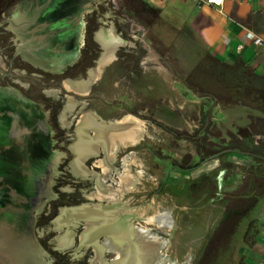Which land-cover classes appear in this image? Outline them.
I'll use <instances>...</instances> for the list:
<instances>
[{
	"label": "flooded vegetation",
	"instance_id": "flooded-vegetation-1",
	"mask_svg": "<svg viewBox=\"0 0 264 264\" xmlns=\"http://www.w3.org/2000/svg\"><path fill=\"white\" fill-rule=\"evenodd\" d=\"M115 2H0V264H96V242L111 264L124 254L127 225L159 235L158 208L142 214L126 200L136 170L122 161L146 135L145 120L89 108L103 83L130 88L139 76L130 61L142 66V33L130 32L127 1ZM85 207L104 215H73ZM109 218L112 231L86 233Z\"/></svg>",
	"mask_w": 264,
	"mask_h": 264
},
{
	"label": "rangeland",
	"instance_id": "rangeland-1",
	"mask_svg": "<svg viewBox=\"0 0 264 264\" xmlns=\"http://www.w3.org/2000/svg\"><path fill=\"white\" fill-rule=\"evenodd\" d=\"M126 1L130 32L142 33L136 41L142 66L134 61L128 66L139 76H130V88L103 83L102 100L89 108L106 119L133 112L145 120L146 135L122 161L131 159L136 170L126 200L131 206L140 204L142 214L152 212L153 205L156 217L164 210L171 213L170 226L156 225L168 241L157 264H189L193 229L200 218L212 216L215 202L227 198L222 184L231 176L227 173L243 166L246 156L234 149L264 152V99L240 63L210 60L198 39L171 24L152 0ZM145 1L154 6L153 14L143 12ZM203 164L207 169L202 171Z\"/></svg>",
	"mask_w": 264,
	"mask_h": 264
},
{
	"label": "crops",
	"instance_id": "crops-1",
	"mask_svg": "<svg viewBox=\"0 0 264 264\" xmlns=\"http://www.w3.org/2000/svg\"><path fill=\"white\" fill-rule=\"evenodd\" d=\"M152 1L171 24L194 35L218 60L243 62L264 76V0H224L221 5ZM243 154V166L228 172L231 176L222 182L227 198L215 202L212 216L200 218L193 229L189 264L196 259H202L201 264H264V159ZM257 154L264 157V152Z\"/></svg>",
	"mask_w": 264,
	"mask_h": 264
},
{
	"label": "bare ground",
	"instance_id": "bare-ground-1",
	"mask_svg": "<svg viewBox=\"0 0 264 264\" xmlns=\"http://www.w3.org/2000/svg\"><path fill=\"white\" fill-rule=\"evenodd\" d=\"M75 87H78L79 85H73ZM131 131L134 135V139H138L139 135V128L138 124L136 122L132 123ZM78 148V152H82L83 150L76 146ZM83 153V152H82ZM74 216H85V217H101L104 215L102 214L101 210H96L94 208L85 207L82 209H77L73 213ZM158 223L162 229H166L168 226L171 225L172 218L169 215L168 210H164L162 215L157 216ZM106 221L104 223H101L99 227L93 226L91 223H88L86 233H89L95 229H100L104 227L105 229H109L112 231L111 226L113 224V221H111V218L105 219ZM109 227V228H108ZM126 237V244L124 245L125 248L119 247L117 245V249H120V255L121 253H124L123 255L119 256L116 262H113L111 264H157L162 259V252L164 251V248L167 246V240L155 233H151L149 231H146L145 229H142L137 231L135 226L132 224L127 225V230L124 233ZM124 237V238H125ZM62 238V237H61ZM65 238V237H64ZM103 245L99 243L94 244V248L96 251V256L93 258V263L96 264H108L104 259L101 258L102 256V247ZM164 256V255H163ZM164 258V257H163ZM168 258V257H167ZM165 261V260H163Z\"/></svg>",
	"mask_w": 264,
	"mask_h": 264
},
{
	"label": "trees",
	"instance_id": "trees-1",
	"mask_svg": "<svg viewBox=\"0 0 264 264\" xmlns=\"http://www.w3.org/2000/svg\"><path fill=\"white\" fill-rule=\"evenodd\" d=\"M144 7H145L146 11H152V10L155 9L154 6H151V4H149L146 1L144 3ZM207 54H208L210 60H218L214 55H211V53L208 50H207ZM223 63H225V62H223ZM235 63H237V64L240 63L241 67L245 68L244 73H246V75H248L250 77L249 81L251 83V86L258 92V95L260 97H262V99H264V84L261 85V86L256 85L258 83V81L259 82H261V81L263 82L264 81V76L263 77H258L254 73L253 69L249 65L244 64L243 62H234V64ZM225 64H229V63H225ZM249 69H251L250 72L246 71V70H249Z\"/></svg>",
	"mask_w": 264,
	"mask_h": 264
},
{
	"label": "water",
	"instance_id": "water-1",
	"mask_svg": "<svg viewBox=\"0 0 264 264\" xmlns=\"http://www.w3.org/2000/svg\"><path fill=\"white\" fill-rule=\"evenodd\" d=\"M234 150H235V151H238V152H240V153H244V152H241V151L238 150V149H234ZM223 152H225V151H221V152L215 153V155H212V156L208 157L207 160L213 159V158H215L216 156L222 154ZM248 153H250V154H252V155H254V156L261 157V158L264 159V157L261 156L260 154H257V153H254V152H248ZM30 210H31V209H30ZM30 210H29V211H30ZM30 213H31V211H30ZM31 222H32V220H31ZM30 236H33V233H32V232L30 233ZM33 237H34V236H33Z\"/></svg>",
	"mask_w": 264,
	"mask_h": 264
},
{
	"label": "built area",
	"instance_id": "built-area-1",
	"mask_svg": "<svg viewBox=\"0 0 264 264\" xmlns=\"http://www.w3.org/2000/svg\"><path fill=\"white\" fill-rule=\"evenodd\" d=\"M207 2L221 5L224 3V0H207Z\"/></svg>",
	"mask_w": 264,
	"mask_h": 264
}]
</instances>
